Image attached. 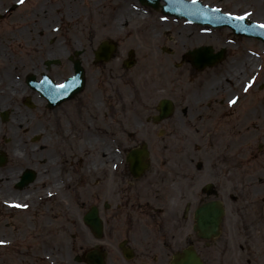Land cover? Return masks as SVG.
Returning <instances> with one entry per match:
<instances>
[{"label":"flooded vegetation","instance_id":"flooded-vegetation-1","mask_svg":"<svg viewBox=\"0 0 264 264\" xmlns=\"http://www.w3.org/2000/svg\"><path fill=\"white\" fill-rule=\"evenodd\" d=\"M62 1L66 2L65 9ZM84 1L0 0V63L8 53L50 50L53 12L77 17L83 11L80 5ZM120 1V14L125 15L129 0ZM116 3L117 0L112 2ZM239 40L243 42V38ZM79 48L84 49L65 46V53ZM248 57L253 61L243 66L241 63ZM115 59L119 60L120 56L116 55ZM259 63V51H254L253 46L241 45L239 56L206 70L203 89L191 86L189 95H185L184 86H177L175 92H179L182 100L189 97L188 105L170 119L157 123L151 120L157 110L151 108L154 98L149 94L146 65L119 73L116 66L112 67L113 79L107 96L100 100L101 112L113 128L126 131L125 143L118 146L114 142L108 146L111 156L94 168L92 187L95 194H100L101 189L107 191L113 201V209L124 228L123 236L116 234L107 241L115 246L132 247L133 257L126 264H164L186 233V227L192 233L195 223L192 209L194 212L197 192L203 183L207 184V199L220 201L228 216L236 219L235 225L242 231L240 248L253 246L246 260L260 264L264 257V95H260ZM17 71L19 68L16 73L2 76L0 67V101L7 100L12 110L19 107L21 95L20 71ZM188 75L190 83L192 75L193 80L199 76L192 69ZM152 85L153 92L160 89ZM97 95L100 97V92ZM233 99L235 103L230 104ZM87 101L84 96L78 97V109L86 108ZM78 109L39 112L61 117L65 130L71 132L80 128ZM184 128L192 131V141L181 140L179 133ZM143 141L149 150L150 162L145 172L135 178L122 150L127 151ZM188 143L192 144L189 147L192 158L172 156L179 155ZM101 164H106L108 171H102ZM181 196L189 200L188 221L181 216Z\"/></svg>","mask_w":264,"mask_h":264},{"label":"rangeland","instance_id":"rangeland-1","mask_svg":"<svg viewBox=\"0 0 264 264\" xmlns=\"http://www.w3.org/2000/svg\"><path fill=\"white\" fill-rule=\"evenodd\" d=\"M114 1L115 0H106L104 2H100L101 4L94 12L89 11L88 13L81 10L80 14H82L79 17H72L70 18L69 22L63 21V24L61 23L59 26L61 27L59 31L62 32L64 29L63 33L67 34V40L70 42V46L72 45L73 47L84 48V52L81 55V61L85 67L86 86L82 95L86 100H88L87 107L85 108V106H82L78 109L77 101L69 102L64 106V110L78 109L80 111L79 122L77 124L83 123L82 120L85 113L94 111L91 110V108H95L97 111H99L98 106L92 105V98L96 101L97 105L100 103L102 106V103L100 102L101 97L96 96L99 93V90L101 91L98 85H100V83L104 85V79V81L109 82L106 84L108 87V85L112 83L113 79L112 67L118 66L120 64V61H115V64L112 62L101 63L100 65L98 64L99 66L91 63L93 50L101 40L112 38L115 39L116 37L120 44L119 52L123 56L122 58H125L127 50L131 49L138 61L142 62L141 66L148 65L149 83L155 82L164 86L165 92L164 94H160L161 96L169 95V84L176 82L175 76L173 74L174 71L172 69V62L179 61L183 52L191 47L200 44H211L215 47L222 45L220 41L222 40L223 36L225 39L227 34L224 29H218L212 33H207L204 31V27L193 24L184 25L181 20H168L160 22L154 17H143L142 15L135 18L136 20L133 18L134 21L132 20L128 23L125 22V20L119 21L117 19L114 21L115 16H111V14L114 13V9L110 7ZM208 1L210 3H216L219 0ZM223 2L222 9L224 10L233 12L252 10V18L259 21H264V0H223ZM62 4V9H65L66 2L62 1ZM133 11L135 10L133 9ZM58 21L59 20L52 21L51 24L60 23ZM69 25L72 27L71 29H69ZM113 25H117L116 28L118 29L116 30ZM128 29L131 30L129 32L131 34L127 33ZM61 34L62 33L57 34L55 32L53 35L58 39H62ZM163 45L170 48L172 51H170L168 54L163 53L160 50V47ZM240 45L241 43L238 46H227L229 48V52L225 61H227V59L231 58L232 56H239L241 54ZM243 45L254 46L257 48V50H262L263 47L262 44H257L256 42H253V44L244 42ZM21 51L22 52L18 54L11 55V53H8V55L2 56L3 61L0 63L2 76L10 75L12 72H16V69H12V67L17 68V66H19L21 76L27 71L30 65L32 69L36 67L37 70H41L44 68L42 61H44L46 57H56L61 59L62 55H64V52H50L47 54H40L38 53L41 52L39 50L31 51V53H24L27 52L26 50ZM263 60L264 59L262 58V61ZM20 61H22L24 64H21ZM185 66L187 67V65ZM185 66L180 69L184 71ZM161 68L163 69L164 73L162 72ZM69 72L70 69H68L65 62H61L56 66L51 65L50 68V73L53 77H60L61 75L67 74ZM117 72L119 73V69H117ZM261 72L262 74L264 73V61ZM203 77L204 75L198 78L196 85L202 86L204 84ZM262 83H264V78H262ZM5 91L7 95L8 90L5 89ZM260 95H264V89L260 90ZM184 104L185 103L183 101L179 100L180 106H183ZM23 108L25 109L23 110L24 112H28L25 107ZM24 121L25 123L21 121L19 132H15V135L14 132L10 134L8 131H4L5 141H1V149H4L7 155H9L12 145H17L19 148H21V151L19 149L17 150V153L21 156L17 159H12L10 157L7 164L3 167H0V175L2 173L4 174L5 172L11 171V169L23 167H33L39 173H48L51 170L50 168L53 169L51 170L52 172L56 171L55 167L58 166L54 165L53 161L51 160H46V167L44 168L43 166L45 171L43 169L40 171V167L42 166L38 164L35 159L31 158L33 152L36 150L38 153L42 154L43 160L47 158L51 159L52 156L56 159L55 161L60 164L59 168L64 174L62 177L65 183H63L61 189L52 187L58 189V196L51 199L48 197L42 198L46 199V205L43 204L44 206L41 209L40 207H36L39 210V213L38 210L33 211V204L29 209L24 211L16 209L13 210L2 204V197L7 198L10 189L7 190L0 186V240L3 239L4 241H8L6 245L3 244L0 246V264H49V261H52L51 264H78L75 261L77 255H80L83 251L93 248L95 244H103L104 242L107 243L108 238L106 237L116 235L117 231L120 233V236H123L122 230L124 228L118 221V213L115 212L113 209L114 207L111 206L109 207L112 209L108 210V208H106L103 210L105 211L106 215L109 216V224L107 225L106 232H104V235L101 239L95 238L89 227L80 222L81 213L86 211L90 205L96 203L102 208L103 203L109 201L107 196H101L97 199L98 201H95L93 197L86 193L84 196H82L80 189L76 187L75 181L79 178V176L84 173L86 177H88L89 174L82 171L79 166L76 165L77 161L74 160L77 157H84L88 159L84 160L86 162H90L91 160L96 161L95 156L90 154L91 148L86 145L84 148H79L72 151L71 146L73 143L72 135H70L66 136L65 142L62 143L68 146L69 154L66 155L65 152L63 154L57 150L50 153L52 150L46 145H42V139L38 138L33 140L34 134L27 132V127H30V121L32 122L33 119L28 116ZM62 123L65 124V121ZM111 132H113L112 138L114 139L111 145L126 135V131L121 129L113 128ZM142 135L143 134L140 136ZM50 137V141L52 143L47 145L52 148L54 137L53 135H50ZM46 138H48V136H46ZM13 140L14 143L12 144L11 142H13ZM93 140L98 141V143H102L104 146H106L104 140H107L108 142L109 138L106 136L105 139L101 140L93 137ZM76 147L78 146L76 145ZM64 149H66V147H64ZM22 153H25L27 157L26 161L24 160ZM75 153L78 154L74 155ZM69 160L74 161V167L71 166L69 168L66 166V163ZM61 164H63V167ZM87 166H89V164L84 163V167ZM53 177L56 178L57 175L54 174L49 177L47 176L46 184H50ZM74 184L75 187H73ZM37 185L40 186V183ZM43 192V190L37 191L38 198H41V193ZM13 197L21 200L22 203H30L31 200L34 201L33 195H30L29 198H26L24 197L23 192L20 191H17V195H14ZM62 209L68 210L63 212ZM112 211L114 212L113 216L111 214ZM32 220L33 222L34 220L35 222L37 221L41 225H43V222L46 221L45 225H43L44 231L46 232V240L39 241L37 244H35L34 241L30 242L29 239L31 231L29 230H26V232L29 233L28 238L24 237V240L23 238H19L22 236V230H20V228H25L27 226V222ZM235 222L236 219L234 217H229L227 214L222 233L220 237L215 240L214 247L210 246V250L209 248H206L204 241H197L196 247L203 254V257L211 254L212 259L206 260V264H252V262L245 261L249 258L248 254H251V252L247 249L240 248L239 245L242 242L240 233L242 231L237 228V224L235 225ZM39 230L41 231V229ZM187 230L188 229L186 227V231ZM180 236L181 234L179 233V237ZM13 238L14 241L12 240ZM108 243L109 245L104 244L103 246V248H109L106 249V264H124L115 256V246H113V243ZM136 247L140 248L139 246ZM251 248H253L252 245L250 246V249ZM111 249L113 251H111ZM215 252L218 256V259H214ZM44 253L49 256V260H47L48 263H44L40 257V255ZM260 264H264V257L260 261Z\"/></svg>","mask_w":264,"mask_h":264},{"label":"water","instance_id":"water-1","mask_svg":"<svg viewBox=\"0 0 264 264\" xmlns=\"http://www.w3.org/2000/svg\"><path fill=\"white\" fill-rule=\"evenodd\" d=\"M198 13L200 15L201 14L208 13V9H206L204 7L203 8H200V9H198ZM196 21L205 23V21H201V20H196ZM208 22H212V23H214V25H216V24L225 25L226 24L225 21L220 22V23H217L218 22L217 20H209ZM103 45H106V44H103ZM107 47H109V46H107ZM109 51L110 50H105V51H102V52H98L96 54V56H97V58H102V59H105L106 60L108 58ZM199 52H202V51H199ZM200 56H201V61H203V62H206L207 61L205 53H202ZM209 215L212 216V217H214V213L212 211H209ZM86 221L89 222L90 224L94 225L93 224L94 223V212H92V213L89 214V216H88V218H87ZM206 222H209V219H207ZM210 222H212V223H210V224H212L211 229H214V227L216 226V224H214L215 223V220H213V221L210 220ZM93 257L94 256H90L91 260L94 263H99L100 259H96V258H93ZM184 257L185 258L182 259L179 262V264H199L198 263V260L194 257V254L193 253L191 254V253L186 252L184 254Z\"/></svg>","mask_w":264,"mask_h":264},{"label":"bare ground","instance_id":"bare-ground-1","mask_svg":"<svg viewBox=\"0 0 264 264\" xmlns=\"http://www.w3.org/2000/svg\"><path fill=\"white\" fill-rule=\"evenodd\" d=\"M131 12L132 11L127 10L126 14L123 13L125 15H122L121 18H124L127 15H130ZM250 61H253V58L248 57V58L244 59V61L241 64L243 66H246L247 64H249ZM19 118L24 119V117H22V116H20ZM19 118L16 120V122H18L20 120ZM13 157L14 158L17 157V153H16L15 150L13 151ZM42 169H43V167H42ZM15 174H16V171L15 172L8 171L4 175H0V186H3L5 189L9 190V186L12 185L13 181H15V178H14V176H16ZM42 181H44V180H43V178L40 177L37 182L41 183ZM56 184L61 186V184L58 181H57V183H55V179H54L52 181V185L57 187ZM9 194H12V193L10 192ZM10 197H13V196H8L7 198L6 197H2V204H4L5 206H7L9 208H13V207H15L17 205H19V206L21 205V201L17 200L16 197H13V198H10Z\"/></svg>","mask_w":264,"mask_h":264},{"label":"snow or ice","instance_id":"snow-or-ice-1","mask_svg":"<svg viewBox=\"0 0 264 264\" xmlns=\"http://www.w3.org/2000/svg\"><path fill=\"white\" fill-rule=\"evenodd\" d=\"M20 2L22 3L23 2V0H20ZM193 3H195V0H193ZM245 15H248L247 13L245 14ZM236 19H244V17L243 16H238V17H235ZM261 27H264V25H261ZM59 88H63L64 87V85H59L58 86ZM247 90V89H246ZM229 103L230 104H232V103H235V99H233V100H230L229 101ZM17 206H19V205H17ZM25 207H26V205H25ZM0 243H3L2 241H0Z\"/></svg>","mask_w":264,"mask_h":264}]
</instances>
